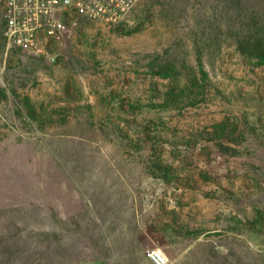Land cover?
<instances>
[{
  "label": "rangeland",
  "instance_id": "1",
  "mask_svg": "<svg viewBox=\"0 0 264 264\" xmlns=\"http://www.w3.org/2000/svg\"><path fill=\"white\" fill-rule=\"evenodd\" d=\"M223 10L140 0L117 24L67 20L36 56L8 43L0 5V264H264V66L209 49L206 103L153 107ZM224 121L222 147L201 137Z\"/></svg>",
  "mask_w": 264,
  "mask_h": 264
},
{
  "label": "trees",
  "instance_id": "2",
  "mask_svg": "<svg viewBox=\"0 0 264 264\" xmlns=\"http://www.w3.org/2000/svg\"><path fill=\"white\" fill-rule=\"evenodd\" d=\"M224 13L222 35L216 33L215 28L209 25L202 36L196 37L192 49L195 56V65L190 69L183 85L174 83L161 96V102L153 104L160 111H183L187 108H195L209 99L212 91L210 74L206 69L205 57L209 49H217L219 52L225 47L233 48L241 57L249 60L254 66H264V0H217ZM152 61L149 67L153 74L163 78H172L179 82L180 66L177 61L169 60L166 63ZM5 92V89H2ZM15 95L16 92L12 91ZM26 109V116L33 122H41L35 114L34 107L28 99L22 102ZM134 111V109L132 110ZM237 125L229 122H221L213 127V131L203 139L222 147L228 133H234ZM205 137V138H204Z\"/></svg>",
  "mask_w": 264,
  "mask_h": 264
},
{
  "label": "built area",
  "instance_id": "3",
  "mask_svg": "<svg viewBox=\"0 0 264 264\" xmlns=\"http://www.w3.org/2000/svg\"><path fill=\"white\" fill-rule=\"evenodd\" d=\"M140 0H0L9 44L22 47L36 56L47 54L45 40L66 30L74 17H87L117 24ZM152 264H168L159 250L148 252ZM79 264H101L97 262Z\"/></svg>",
  "mask_w": 264,
  "mask_h": 264
},
{
  "label": "crops",
  "instance_id": "4",
  "mask_svg": "<svg viewBox=\"0 0 264 264\" xmlns=\"http://www.w3.org/2000/svg\"><path fill=\"white\" fill-rule=\"evenodd\" d=\"M225 256L224 254L222 256H217L216 263L217 264H225ZM152 264V263H151Z\"/></svg>",
  "mask_w": 264,
  "mask_h": 264
}]
</instances>
